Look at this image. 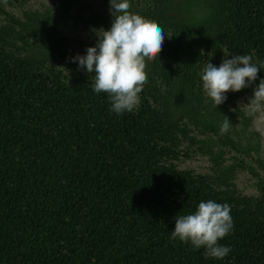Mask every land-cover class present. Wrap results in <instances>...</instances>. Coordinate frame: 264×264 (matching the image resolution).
I'll use <instances>...</instances> for the list:
<instances>
[{
	"label": "trees",
	"instance_id": "obj_1",
	"mask_svg": "<svg viewBox=\"0 0 264 264\" xmlns=\"http://www.w3.org/2000/svg\"><path fill=\"white\" fill-rule=\"evenodd\" d=\"M182 1L200 14L129 0L165 38L138 107L118 115L71 59L111 27L110 0H0V264H264V150L244 105L264 79V0ZM235 55L257 80L214 107L203 69ZM208 200L231 208L222 260L171 239Z\"/></svg>",
	"mask_w": 264,
	"mask_h": 264
},
{
	"label": "clouds",
	"instance_id": "obj_2",
	"mask_svg": "<svg viewBox=\"0 0 264 264\" xmlns=\"http://www.w3.org/2000/svg\"><path fill=\"white\" fill-rule=\"evenodd\" d=\"M130 7L129 0H110L111 27L98 30V41L86 49V55L71 58L92 74L93 91L106 93L112 111L118 115L138 107L139 94L148 79L147 61L158 58L165 38L158 23L132 13ZM252 59L250 55H235L225 57L219 67L207 63L201 79L204 94L214 107L225 102L229 91L239 92L257 80L260 69ZM244 105L246 116L253 118L256 130L264 136V79L259 80ZM230 128L231 122L225 117L220 133L226 134ZM230 212L228 204L202 201L193 213L175 218L171 239L190 243L194 249L203 248L206 257L222 260L230 252L229 247L219 244L233 228Z\"/></svg>",
	"mask_w": 264,
	"mask_h": 264
},
{
	"label": "rangeland",
	"instance_id": "obj_3",
	"mask_svg": "<svg viewBox=\"0 0 264 264\" xmlns=\"http://www.w3.org/2000/svg\"><path fill=\"white\" fill-rule=\"evenodd\" d=\"M93 1H98V0H93ZM172 10L175 16L181 18H186L190 13L193 16H198L200 14V9L195 5L191 6L189 10H186L185 7L183 6L182 0H174L172 5ZM246 122L247 124L245 127V134L249 136L251 139H256L258 144L261 145V148H263L264 150V136H262L260 132L256 130V125L254 123L253 118L247 119ZM223 149L226 150L225 148ZM188 165L200 171L203 170L204 168L206 169L207 167H209L211 165V161L209 157H201L196 162H188ZM237 183L239 186L245 184L246 183L245 178H241L240 180L237 181Z\"/></svg>",
	"mask_w": 264,
	"mask_h": 264
}]
</instances>
